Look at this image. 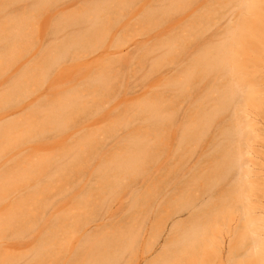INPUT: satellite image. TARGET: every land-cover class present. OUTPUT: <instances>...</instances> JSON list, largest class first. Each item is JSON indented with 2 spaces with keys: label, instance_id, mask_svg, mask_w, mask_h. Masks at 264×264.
Instances as JSON below:
<instances>
[{
  "label": "rangeland",
  "instance_id": "374dc122",
  "mask_svg": "<svg viewBox=\"0 0 264 264\" xmlns=\"http://www.w3.org/2000/svg\"><path fill=\"white\" fill-rule=\"evenodd\" d=\"M100 1L58 0L46 6L43 0H0V32L13 19L31 16L26 18L28 22L22 20L26 23L21 22L20 31H10V39L1 38L0 97L20 76L27 75V68L41 60L43 51H50L74 30L76 33L80 27L84 30L89 25L56 29L61 17L67 14L79 17L90 10L89 17L97 15L100 23L90 45L75 51V56L57 65L52 76L33 89L28 84L29 90L26 89L30 92L26 90L27 94L18 97V103L0 102V125L28 117L36 106L55 101L58 90L66 91L73 86L80 91L81 102L85 104L75 124L65 131L47 129L42 136H35L34 132L39 133L38 127L30 130L28 140L14 145L5 156L1 154L0 179L32 173L30 178L0 192V264H79L75 249L88 246L92 242L90 234L105 237V233H116L115 239L124 230L132 231L134 236L130 237L132 240L129 238L131 244L117 264H264V0H129L120 7L111 3V12H96L93 7ZM238 24L241 27L236 35L244 37L246 45L236 56L233 44L237 64L227 61L219 74H201L192 66L196 58L206 54L209 46L233 41L236 37L230 30ZM27 38L33 43L30 48L26 46ZM7 40L11 41L9 47ZM12 44L28 50L21 53L17 49L21 57L15 64L6 66L4 60L8 59L11 51L7 50ZM16 55L19 54L16 52ZM44 56V60H50L51 56ZM102 74L109 77L105 88L93 81ZM27 81L36 82L28 78ZM227 81L241 88L234 86L239 95L233 101L236 104L232 103L237 106L231 103L225 112L215 115V90L225 89ZM251 91L257 94L255 101L249 99ZM158 97L164 103V117L169 115L168 122L171 121L167 122L168 126L156 129L148 119L149 113L142 112L141 108ZM211 105H214L212 116L204 110ZM203 112L209 113H205L206 119ZM197 115L209 125L203 127ZM234 119L239 127L235 125V131L239 132L235 135L233 130L231 144L227 139L232 133L229 131L230 136L226 135L230 126H234ZM19 134L15 131V136L21 139ZM86 135L94 141L86 168L80 172L76 168L68 179L58 180L56 167L68 159L63 156L64 152L71 154ZM224 137L227 145L230 143L237 149L235 155L241 157V171L235 169L236 173L231 172L224 182L205 190L206 174L213 168L220 149L226 147ZM135 141L151 144V150L147 145L148 153L157 155L146 164L145 160L146 166L140 168L143 173L139 169L137 176L124 177L119 184L99 173L101 164L105 166L129 150L134 151ZM223 143L225 147L221 146ZM45 159H49L47 165L34 173L33 168ZM193 180L196 183L192 185ZM237 181H242L238 199L229 190ZM43 184H48V189L40 191L35 198L30 197L32 189H39ZM187 190L188 195L181 194ZM225 191L234 199L222 201L221 206L218 197L231 196L224 194ZM88 194L97 204L94 208L93 203L94 211L85 207L76 209L74 201ZM148 194L151 195L149 208L144 202L145 196L150 198ZM212 201L222 211L218 214L220 210L216 211L210 203L209 208L213 207L219 218L216 215L215 221L212 220L215 223L207 226V221L197 214L212 213L205 209ZM203 209L206 214L202 213ZM13 212L18 219L16 230ZM65 214L76 215L77 223L63 221L61 216ZM24 216L29 220L22 224ZM249 217L253 223L247 221ZM194 219L198 224H192ZM202 220L204 225L200 224ZM194 225L207 226L206 238L196 242L204 247L195 245L196 255L190 252L194 248L185 246L186 249H180L181 254L176 234ZM51 235L55 239L47 245L45 240ZM118 239L114 241L116 244H120ZM175 243L177 252L173 253ZM44 246L53 254L43 251ZM37 251L41 253L38 262ZM169 256L174 259L169 260Z\"/></svg>",
  "mask_w": 264,
  "mask_h": 264
},
{
  "label": "bare ground",
  "instance_id": "6f19581e",
  "mask_svg": "<svg viewBox=\"0 0 264 264\" xmlns=\"http://www.w3.org/2000/svg\"><path fill=\"white\" fill-rule=\"evenodd\" d=\"M43 1H44V3H42V4H44L46 6H50V5H53L54 3H56V1H58V0H43ZM101 1L103 3H101ZM101 1H100V3L98 2L99 4L95 3L98 5L97 7H93L96 9V12H99V11L111 12L110 11V8H111L110 4L111 3H113V4L115 3V5L117 4L116 6L120 7V6L127 4L129 0H101ZM40 2H42V1H40ZM44 5H42V6H44ZM90 14H91V11L89 10L87 12V14L81 13V15L79 17H76L75 14H67V15H64L63 17H61V20H59V22H57V24L55 25L56 29L57 28L63 29L67 26H70V27L74 26V28H75V26H82L83 23H89V25L84 30L82 27H80L79 30L77 29L76 33L74 30L65 39H63V40L59 41L58 43H56L55 45H53V47L51 48L50 51L49 50L43 51L46 53L49 51L47 54H50L51 57L49 55H47L46 53L42 52V55L40 57L41 60L36 61L37 63L34 62L33 65L30 67V69H29V67L27 68L28 70L25 69V72L27 70V73H26L27 75L25 74L27 77L21 74L22 76H20L15 82H13L12 85L9 86L8 90H6V92L2 94V97H0V100L1 99L2 100L0 102L9 101V102H13V103H15V102L18 103L20 98L22 97V95L24 96L25 93L29 90V85H32V86H30V90H31V89H33V86L34 87L37 86L36 85L37 83H40L42 81L47 80L50 76H52L54 68L57 67V65H60L61 63H63L69 56H75V51L84 48L86 46V44L90 45L89 42L92 40V38L97 36L99 29H100V23L98 24L97 15H94V17L91 18V17H89ZM28 17H31V16H27L24 19L22 17V20H26L28 22V20L26 19ZM15 20L13 19V21L15 23H13V21H12L11 25L8 28H5L4 31L0 32V41H1V38L10 39L12 37V36L11 37L9 36L12 34L10 31H12L14 33L16 31H20L21 30V22L26 23V22H24L18 18L17 19L15 18ZM11 26H12V28H11ZM240 27H241V25L238 24L236 27H234L230 30V32L232 33V36L234 35L236 37L235 39H233V41H231V42L226 41V42H222V43H218V44L209 46L206 54L204 53L201 57L196 58L193 61L192 66L196 67V69L201 74H204V73L208 74L209 72H211V73L216 72L219 74V72H221L224 69V67L227 66V64H228L227 61L228 62L231 61L233 63L235 62V64H237L238 61H235V54L237 56L241 51V47L246 45V40L244 39V37H242V36L240 37V36L236 35V30L239 29ZM253 40H256L254 35H253ZM8 42L11 43L10 40H7V45L9 44ZM29 42H31V41H30V39L27 38L28 44L26 46H28V48H30L33 44V43L30 44ZM248 42L251 45V39H249ZM233 44L236 45L235 54L232 53ZM9 45H8V47H9ZM29 45H31V46H29ZM28 48L26 47V48H23L21 50V48L18 49V48H16V46L13 47V44H12V47L10 48V50H7V51H11L7 57L8 59L4 60V63L6 62V66L15 64L17 61V58L21 57L20 52L23 53L24 52L23 50H25V49L28 50ZM17 49L19 51L20 50L21 51L18 53ZM16 52L19 55H16ZM44 54H45L44 57H48V58L50 57L49 61L47 58L45 59L47 62L43 59ZM230 56H231V58H230ZM38 62H40V63H38ZM2 64H3V62L0 61V66ZM226 71L228 72L227 69H226ZM0 73L2 74L1 67H0ZM22 73L24 74V71ZM189 74H191V73H189ZM227 74L225 72V75H227ZM205 76L206 75H204V77ZM20 78H21V81H20ZM27 78L29 80L30 79L33 80L34 82L36 81L35 84H32V83L30 84V81H27ZM93 81L97 82V84L100 86V88H105L109 84V77H107L106 74H102L101 76L95 78ZM173 83H175V82H173ZM89 84L93 85V83L91 81L89 82ZM234 84L232 83V85H229L228 81H227V83H226L227 87L226 88H225L226 85L224 83L223 88H225V89L222 88V86H223V84H222V86H221V89H223L222 91L221 90L218 91L216 89L219 92L218 93L215 90V92L217 93L215 100L213 98L214 102H216L215 106L211 105L209 107L210 109H204L206 111L207 110L210 111V114L208 113L209 115L212 116L211 111L213 112V106H214V113L216 115L217 113H219V112L221 113L223 110L227 109L229 107V105L233 101L236 100L235 99L236 97L238 98V96H237V95H239L238 94V88H240V87L238 85H236V86H238V88L236 89L235 88L236 86ZM171 85L173 86L172 83H171ZM228 86H230V87H228ZM231 86H233V87L235 86L234 87L235 89L231 88ZM28 92H30V91H28ZM241 92L239 90V93H241ZM57 95H58L57 96L58 98L55 99V101H49L48 100L49 102L46 101V103H43L44 104L43 106L41 104L42 107L40 106L39 108H37L38 106H36L37 109L34 108V109H32V111H29L28 117L24 116L19 120L9 121L6 124L0 125V156H1V154L3 156H5V153L7 154L9 150H12V147L14 145L20 144V142H22V141L24 142L25 140H28L30 138V130H33V129L35 130L38 127H40L41 131L39 130V133L34 132V134H35V136H37V135L42 136L44 131L47 129H53L55 131L61 132V131H65L68 127L75 124V119H77L83 113V111H84L83 109L85 108V104H83L81 102L82 96L80 94V91L77 88H75V86H73V87L69 88V90H66V91L65 90H61V91L58 90ZM18 97H20V98L18 99ZM239 98L241 99V96ZM155 99L156 98H154L153 100H155ZM249 99L255 101L257 99V94L254 91H251L249 93ZM155 101L154 102L152 101V103H149V101L144 103L142 105L141 111L142 112L147 111L149 113L150 116L148 119L151 122V124L153 125V127H155L156 129L164 128V126H168L170 124L169 122L171 120L168 122L169 115L166 114L168 118L166 116L164 117L165 114L163 115V113H164V109H163L164 105L163 104L164 103L160 99V97H158ZM233 103L236 104V102H233ZM235 104H233L234 107L237 106V105L235 106ZM0 106H2V104H0ZM162 111H163V113H162ZM223 112H225V111H223ZM201 113H202V111H201ZM203 113H204V118L206 119L207 117H206L205 113L207 114V112H203ZM217 115H219V114H217ZM200 116L202 117V115H200ZM198 117L199 116L197 115V118ZM204 118H202L203 119L202 120L199 117L198 122L201 119L203 127H206L209 124L207 125L206 120ZM234 120H236L237 123L235 122V124L233 126V124L231 122V124H232V127L230 126L231 130L227 131V132L230 131L232 134L234 133L233 130L235 131V125H236V128H239V127H237V125H238L237 119H234ZM167 122L169 123L168 125H167ZM198 122H197V125L199 126L201 122L200 123H198ZM195 123H196V121H195ZM15 131L20 132L19 135H21V139H18L19 136L17 134L16 135L18 136V138H17V136H15ZM191 131L195 132L196 130L195 131L191 130ZM230 132L227 133V135H226L227 137L230 136V134H231ZM236 132H237V130L234 133L235 135L238 134L239 131L237 133ZM232 134L230 136L231 138L227 139L226 137H224L225 143H226V139L229 142L231 141L230 142L231 144L234 143V142L232 143V139H233L232 136H234V134L233 135ZM93 142L94 141H93L92 137L90 135H86L82 139V141H80L78 143L79 144L78 148L75 149L76 152H75V150L71 154H67L66 151L64 152L63 156H66L68 159L66 162L61 163L60 165H58L56 167L55 176L58 180L68 179L70 177L71 173H74L77 170L76 168H79V170H78L79 172L82 171L84 168H86L85 166H86V163L88 160L89 153L91 152V147L93 145ZM230 143H228L229 145H227V143H226V147H225V144L223 143L224 145L223 144L221 145V146L225 147V148H223V150L220 149L221 146L219 147L221 152L219 151L220 153H219L218 158H216L215 161L213 160L215 164H214V166L212 165L213 168L211 167L212 171L211 170L208 171V172H211L210 176L208 175V172H207V174H206L207 178L204 179L205 180L204 181L205 187H206L205 190H208L207 188L211 189V187L214 186L215 183L218 184L220 182H224L225 178H227L231 174V172H233L235 169H237V171L240 170L239 166H241V164H242L241 163L242 160L240 161L241 157H238L239 156L238 154H237V156L235 155L238 151L236 152L237 149L236 148L233 149V147H231ZM236 144L234 145L235 147L238 145V144L237 145ZM147 145H149V149L151 150V147H152L151 144H148L147 142L145 144L144 141H143V143H142V141L141 142L135 141L134 142L135 148H133V144H132V148L134 151L129 150L128 152H126L125 154L122 155V158H115L114 160L112 159L113 161L110 160L111 163L105 162L106 163L105 166H104V164L103 165L101 164L100 165L101 168H100L99 173L104 177L112 178L111 180H114V182L116 184H119L120 181H122V179L124 177L126 179H128V178H133V177L137 176V174L140 173L139 169L141 168V166H144L146 163L150 162L151 160L156 159L155 156L157 157V155H154V153H152V154H151V152L148 153L149 149H147L148 148ZM150 145H151V147H150ZM228 146H230L229 150H226V148L228 149ZM237 147H239V145ZM239 152L241 154V151H239ZM148 159H151V160L147 161ZM145 160H146V162H145ZM48 162H49V159H45L44 161H42L39 164L38 167L33 168L34 173L39 172L41 169H43L47 165ZM144 162H145V164H144ZM102 166H104V167L102 168ZM81 168H83V169L81 170ZM142 169H144V168H142ZM140 171L142 173L144 172L141 169H140ZM31 173H32V171H31ZM31 173H30V175L24 174L22 176L15 177L14 179H12V178L11 179L10 178L9 179H6V178L2 179L1 178L0 179V192L9 188V187L11 188V187L15 186L16 183L21 182L24 179L26 180V179L30 178ZM238 174H239V172H238ZM239 176H238V178H239ZM238 178H236V179L238 180ZM194 182L196 183V180L195 181L193 180V182L191 184L193 185ZM240 182L242 183V181H237L235 183L233 182L234 185L231 187L232 189H229L231 193L232 192L234 193V194L233 193L232 194L237 199L240 196L238 194L240 193L239 190L242 187V186H240ZM187 186H189V185H187ZM186 187H183L181 189H184ZM37 188L38 187H35L32 189V191L30 193V197L35 198L36 194H38L40 191H42V192L46 191L48 189V184H43L39 189H37ZM203 188H204V185H203ZM229 190H227V192H229ZM188 191L189 190H187V192L183 191V192H181V194L183 193V195L184 194L188 195L189 194ZM227 192L224 194H226V195L230 194L231 195L230 197H227L225 195L223 197V195H222L221 197L223 198V200L221 197L220 198L218 197V200L219 199L221 200L220 201L221 206H223L222 201L227 203V201L234 199L232 197L233 195L231 193L228 194ZM147 196L150 198H147L145 196L144 200L145 199H147V200L144 202L147 203L146 206H147V208H149V206L151 204V200H150L151 195L148 194ZM225 198H226V200H225ZM229 198H231V199H229ZM91 199H92V197L89 194H88V197H85L84 199H76L74 201L75 208L79 209V208L85 207V208H90V209H92V211H94V208L97 204L95 202H93ZM93 203H94V208H92ZM208 203L209 204H206L208 207L205 205L206 206L205 209L208 208V211L210 210V211H212V213H210V212L208 213V212H206V210L203 209L204 211H202V213L203 214L207 213V215L201 216V214L200 215L197 214V217H199V218L203 217V220L207 221V223H206L207 226L210 224V222H212L211 224H214L215 222H213V221H215V219H213V218H216L217 216L219 218L218 214H220L222 211L220 208L221 207L220 205H218V207H219L218 208V207H216V205L213 204L214 203L213 201L208 202ZM210 203L212 204V206H215L214 208L216 209V211L220 210V212L219 211H218L219 213L216 212L213 207H211V209H210L209 208V206L211 205ZM143 204H144L143 206L146 208L145 203H143ZM16 208L18 211V208H19L18 204H16ZM213 209H214V211H213ZM214 213H218V214H214ZM195 215H193V216L195 217ZM61 218L63 219V221H65V220L73 221V222H75V224L78 221L76 215H74V214H70V215L65 214V215H62ZM12 219L15 222L13 224L16 227L15 228V230H16L18 228V226H17L18 225V223H17L18 219H17V214L15 212L12 213ZM26 219H28V217L24 216L21 223L22 224L25 223ZM248 219H247V221L250 222V217ZM203 220L201 222L199 221L200 224H202ZM191 221H192V224H193V222L198 224L196 219L191 220ZM253 222L251 221L250 223H253ZM204 224H205V222H204ZM204 224H202V225H204ZM202 225H199V226L194 225L192 227L188 226L189 227V228L187 227L188 229H185L186 227H184V228H182V231H181V229H180V231H178L181 233L185 230L184 233H181L184 236L179 234V233L176 234L177 236H179V240H180V242L179 241L177 242V243H179L177 245L179 248L178 249L179 253H181L180 249L185 248V246H186V248L192 247V249L193 248L195 249L197 247L195 245H197L199 243V242L196 243L197 241L203 242V239L206 238L205 235H207L208 233L206 234L207 226L204 227ZM125 231L126 230L121 232V234L119 231L120 237L117 236L119 239L117 237L114 239V237H115L114 235H117L116 233L115 234L110 233V235L108 233H105L106 234V235L104 234L105 237L104 236L99 237V235H95L96 237L98 236L97 238L94 236V234H92L93 236L90 234L89 237L91 238L92 242H90V238L87 237L88 241L90 242L89 243L90 246H89V244H88V246L81 245V246L77 247L78 249L77 248L75 249L76 250L75 251V257L80 259V262H81L79 264H117L118 260L121 259L120 257L122 255V253L124 252V250L128 249L130 244H131L130 242L128 243L129 238L134 236L132 234V231H126V232ZM204 233H205V235H204ZM183 237H185V238H183ZM182 238L184 240H182ZM54 239H55V236L51 235L50 237L47 238V240H45L46 241L45 243L47 245L53 244ZM116 239H118L120 241L119 242L117 240L118 243H120V244H116L114 242ZM130 239L132 240V238H130ZM175 241H177V240H175ZM182 242L184 244H182ZM201 244L202 243H199L198 245L200 246ZM116 245H117V247H116ZM173 245L174 246H172V248L174 247L173 249H175V250H172V251L174 253V251L177 252L176 251L177 247L175 246L176 243ZM180 245H183V246H180ZM202 245H204V244H202ZM203 247L204 246H202L201 248L203 249ZM194 249L190 252H192L193 254H196L194 252L198 249V247L195 250ZM42 250L45 251L46 253H52L50 251V249L48 247H45V246L42 248ZM189 250H188V253H190ZM192 253H190V255ZM176 254L178 255V253H176ZM38 255H39V259H37V262L40 260V256H41V253L39 251H37L35 253V256H38ZM169 255H172V254H169ZM170 257L171 256H169L167 258L169 260L174 259V257L173 258L172 257L170 258Z\"/></svg>",
  "mask_w": 264,
  "mask_h": 264
}]
</instances>
